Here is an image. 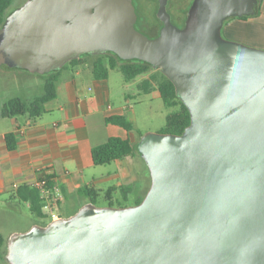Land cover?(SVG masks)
Wrapping results in <instances>:
<instances>
[{
    "label": "water",
    "instance_id": "obj_1",
    "mask_svg": "<svg viewBox=\"0 0 264 264\" xmlns=\"http://www.w3.org/2000/svg\"><path fill=\"white\" fill-rule=\"evenodd\" d=\"M156 1L154 39L136 28L134 0H28L7 17L4 65L46 75L110 52L161 70L191 115L181 135L141 136L140 204L89 202L14 233L9 264H264V49L222 35L258 0H194L184 29Z\"/></svg>",
    "mask_w": 264,
    "mask_h": 264
},
{
    "label": "crops",
    "instance_id": "obj_2",
    "mask_svg": "<svg viewBox=\"0 0 264 264\" xmlns=\"http://www.w3.org/2000/svg\"><path fill=\"white\" fill-rule=\"evenodd\" d=\"M223 31L235 40L264 49V0L259 15L248 20L237 19L225 25ZM87 62L82 66H68L59 75L57 97L46 105L45 113L36 119L29 113L4 117L2 111L13 98L30 102L43 96L50 75L33 74L21 69L9 71L0 67V197L10 196L13 201L0 205L2 222H6L12 213L10 209H18L22 203L31 210L29 202L14 196L17 191L14 186H33L44 174L55 177L66 198L63 204L52 210L45 204L44 213L46 219L50 220L54 216H71L73 214L65 213L73 209L76 213L89 203L90 200L81 193L87 186L103 194L105 190L102 186L117 180V186L113 187L133 189L128 197L144 196L145 163L139 155L107 165V168L115 166L114 170L98 169L99 166L94 164V147L114 137L129 139L135 145L141 136L134 129L126 131L107 122L108 118L114 116H125L130 122L135 119H130L124 108L114 106L110 80L115 70L110 72L107 79H96L90 68L94 59ZM10 133L17 141L14 150L8 148L6 136ZM34 225L41 224L30 220L26 227L15 228L10 235L26 232ZM0 259L5 263L2 257Z\"/></svg>",
    "mask_w": 264,
    "mask_h": 264
},
{
    "label": "trees",
    "instance_id": "obj_3",
    "mask_svg": "<svg viewBox=\"0 0 264 264\" xmlns=\"http://www.w3.org/2000/svg\"><path fill=\"white\" fill-rule=\"evenodd\" d=\"M14 2L15 0H0V32L3 29L7 17L14 11ZM261 4L262 0H258V4L256 6V14L254 16L260 14ZM171 7L172 3H169L168 8L171 9ZM189 9L190 8L187 9L186 14H188ZM157 12L158 3L155 12V17L158 25L151 24V22L147 19V17H145V15L141 16L142 25L149 27L152 30V34H147L150 39L158 38L160 36V30L163 27V24L157 17ZM254 16L230 18L225 22V25H227V23L231 19L248 20L249 18H252ZM88 59H94V62L90 65V68L96 79H107L110 72L116 69L123 74L126 82L135 81L138 77L141 76H147L139 83L140 90L147 94L158 91L166 108L169 111L166 117V125L161 133L181 135L191 124V115L188 108L177 96L174 84L161 72V70H156L150 64L138 60L123 61L117 55L110 52L105 55L99 56L83 55L80 59L69 62L60 71L50 73V79L45 85V93L43 96L36 98L35 100L30 102H25L20 98H13L5 104L2 115L4 117H15L29 113L32 118H39L45 113L46 105L57 97L59 75L68 66H82L84 64H87ZM4 66L8 69H12L7 65ZM107 122L120 126L126 131H131L133 129V125L125 116H114L108 118ZM142 135L144 134H140V136ZM6 139L8 148L10 150L16 149L17 141L14 134H8L6 136ZM134 155H139L141 157V154L138 150V144L134 145L129 139H122L118 137L110 138L106 143L98 145L92 150V156L94 164L96 166H107L117 160H123L129 156ZM145 166L148 170L149 187L145 191L143 199L151 186L150 172L146 163ZM132 191L133 189L126 186L112 187L105 192V195L107 198L112 199V195L114 193L122 192L125 199H128V195L131 194ZM81 193L85 197H87L90 202H93L96 205L97 199L102 195L101 191H98L95 188L89 186L84 187L81 190ZM14 196L23 201L29 202L31 205V211L37 214L38 217L46 218V215L44 213L45 203L41 200L38 190L33 186L22 185L14 193ZM143 199H137L134 205L140 204ZM109 206L115 207L112 202L109 204ZM46 225L47 224H43V226ZM7 245L8 241L0 232V257H2L6 262V257L8 254Z\"/></svg>",
    "mask_w": 264,
    "mask_h": 264
},
{
    "label": "rangeland",
    "instance_id": "obj_4",
    "mask_svg": "<svg viewBox=\"0 0 264 264\" xmlns=\"http://www.w3.org/2000/svg\"><path fill=\"white\" fill-rule=\"evenodd\" d=\"M28 0H15L14 2V10L23 6ZM193 0H174L172 3V12L176 16V19L179 23H182L186 11L188 8L191 7ZM157 8V3L151 0L146 6H142V12L145 14V17L151 23H157L155 12ZM237 19H231L229 23L236 21ZM222 35L226 40L239 42L250 47H253L247 43L242 41H238L233 39L232 35H227L222 30ZM256 48V47H254ZM260 49V48H258ZM0 67L2 69L5 68L3 60L0 56ZM9 70V69H8ZM11 71V70H9ZM49 75V74H46ZM147 76L138 77L135 81L126 82L124 79L123 74L119 70H115L111 76V87H112V97L113 103L116 108H124L126 115L131 119H135V121H131L133 125V129L135 132L140 134L145 133H161L166 125V117L168 114V109L166 108L162 98L160 97L158 92L152 93H145L142 92L139 88V83ZM24 92V91H23ZM24 94V93H23ZM23 96V95H22ZM130 122V121H129ZM112 167V168H111ZM115 166H99L98 169H110L114 170ZM144 172L146 174V180L143 184L144 192L149 187V180H148V170L145 165H143ZM118 181L113 180L110 183H106V185L102 186V189L109 190L110 187L117 186ZM105 192L97 199V205L99 207H107L112 202L115 207H130L133 206L137 199H143L141 197H137L136 195L125 199L122 192L114 193L112 195V199L106 197ZM13 201L11 200L10 196L0 197V205L10 204ZM9 209V208H7ZM12 212L9 214L6 222H2L0 219V232L8 241L11 237L10 233L15 228H23L26 227V224L32 220L38 224H49L52 220L46 218H40L37 214L33 213L29 210L24 203L21 206H18V209H10ZM75 214V209L65 213ZM7 260V259H6ZM0 264H9L8 262L1 261Z\"/></svg>",
    "mask_w": 264,
    "mask_h": 264
},
{
    "label": "built area",
    "instance_id": "obj_5",
    "mask_svg": "<svg viewBox=\"0 0 264 264\" xmlns=\"http://www.w3.org/2000/svg\"><path fill=\"white\" fill-rule=\"evenodd\" d=\"M21 186L15 185V189H19ZM38 190L41 200L52 210L58 208L65 202V194L59 184V182L52 176V174H44L42 177L33 185ZM54 216V219H57Z\"/></svg>",
    "mask_w": 264,
    "mask_h": 264
},
{
    "label": "flooded vegetation",
    "instance_id": "obj_6",
    "mask_svg": "<svg viewBox=\"0 0 264 264\" xmlns=\"http://www.w3.org/2000/svg\"><path fill=\"white\" fill-rule=\"evenodd\" d=\"M152 1H154L155 3H158V8H159V2L156 1V0H152ZM193 1H194V0H193ZM150 2H151V0H134V4H135V6H136V10H137V13H138V15H139V23L136 25V28H137L138 30H140L141 32H144V33H146V34H148V35L152 34V30H151V28L142 25V23H141V16H142V15H143V16L145 15V14H143V12H142V6H143V5L146 6V5H147L148 3H150ZM169 3H174V0H169ZM168 11H169L170 14L172 15L173 23H174L178 28H180V29H184L185 26H186L187 14L185 15V18H184L183 22H182V23H179V22L177 21V19H176V16H175L174 13L172 12V7H171V9L168 8ZM161 23H162V22H161ZM151 24H157V25H158V23H151ZM162 28H163V27H162ZM162 28H161V30H162ZM161 30H160V34H161Z\"/></svg>",
    "mask_w": 264,
    "mask_h": 264
}]
</instances>
